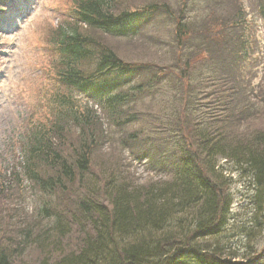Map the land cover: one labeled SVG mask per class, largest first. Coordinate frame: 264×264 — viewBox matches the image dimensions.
Instances as JSON below:
<instances>
[{"label":"trees","instance_id":"trees-1","mask_svg":"<svg viewBox=\"0 0 264 264\" xmlns=\"http://www.w3.org/2000/svg\"><path fill=\"white\" fill-rule=\"evenodd\" d=\"M193 1L184 0L175 13L167 4H147L144 22L122 0H72L71 15L50 30L44 44L56 54L53 74L65 90L53 96L48 125L23 132L15 179L43 197L63 198L40 210L52 225L33 242L38 256L28 264H264V246L254 254L264 232V90L247 85L250 14L242 0H210L212 8L199 4L198 15ZM250 2L264 29V0ZM159 14L173 25L171 65L126 64L106 43L133 39L134 21L142 18L141 27ZM208 88L212 107L206 110L200 96ZM165 100L168 114L137 112L139 104ZM99 108L118 128L149 119L157 133H167L149 147L151 129L139 127L124 142L138 149L140 160L153 153L175 158L171 180L135 188L111 175L103 196L90 191L103 126ZM73 131H79L77 144L66 152L65 135ZM231 171L246 180L249 196L242 202L231 193ZM243 213L248 219L238 222ZM2 232L0 264H16L25 252ZM25 234L27 245L32 236Z\"/></svg>","mask_w":264,"mask_h":264},{"label":"rangeland","instance_id":"rangeland-1","mask_svg":"<svg viewBox=\"0 0 264 264\" xmlns=\"http://www.w3.org/2000/svg\"><path fill=\"white\" fill-rule=\"evenodd\" d=\"M6 1L8 2L6 4L8 10L5 12L3 21L0 20V222L5 223L4 229H0V233L3 231L6 239L8 236L12 238L10 245L13 247L18 245L23 253L25 252L19 259L16 258V264H28L34 262L38 256L36 245L33 242L39 237L40 232L47 233L49 231L47 228L52 225L51 220L43 219L44 214L40 210L45 207V202L46 207H49V202L52 207H58L59 199L63 198V194L57 193L49 198L43 197L40 193L30 189V185L21 184V182L19 184L15 179V175L21 174L22 134L31 124L38 126L43 123L48 125L52 118L53 96L56 92L65 90L53 74L52 67L56 54L52 48L44 43L49 39L50 30L60 26L65 18L71 15L73 3L72 0ZM122 1L125 7L133 11L138 10L140 13L144 12V6L150 3L167 4L175 13L181 9L184 3V0ZM199 1H193L195 5H192L198 9V15L200 13L199 4L201 7L208 4L212 8L213 2L210 0ZM242 1L246 4L247 12L250 14L249 23L254 34L252 38L254 51L246 69L247 71L251 70L252 78L247 85H254L256 90L260 88L261 93V90H264L263 24L254 16L253 7L249 5L250 0ZM192 14L196 15L195 10ZM147 19L148 17H145L144 22ZM146 24H143L140 29L136 26L138 35L133 39L110 38L106 40V43L126 64L171 65L174 62V53L170 50L173 37L171 20L169 17L159 14ZM209 91L210 88L204 90L200 96V104L206 110L212 107V102L207 98ZM79 100L84 105L86 99L80 98ZM254 101L256 100L254 99ZM169 104L168 100L156 103L154 106L149 105V103L145 107L139 104L137 112L149 111L153 116L168 114L165 108ZM97 111L103 126L98 129L101 143L95 149L91 175L88 178L90 191L95 189L103 196L104 191H106V184L112 178L111 175H118L121 182L135 188L171 180L168 178L169 161L174 162L175 158L169 160L166 156L161 157L159 154L153 153L154 155L151 157L140 160L139 156L142 155L138 149L127 148L126 142H124L128 133L137 130L139 127L145 130L151 129V134L148 137L151 141H146V145L149 147L153 138H166L168 137L167 133H157L149 119L141 126L134 124L121 129L110 122L106 111L101 108ZM254 120L239 125L235 128L236 131L240 133L245 125H249V122ZM78 137L79 131L65 135L63 147L66 152L75 148ZM146 145L144 144V146ZM147 149L149 148H142L143 151ZM227 168L232 169L229 165ZM229 173H231L230 178H232L231 193L235 201L245 200V197L249 196V191L245 189L246 180L237 172L231 171ZM103 198L102 201H104ZM243 214L244 217H240L238 222L248 219V214ZM24 233H30L32 236H30L31 239L27 245L24 242ZM262 236L263 238L254 254L259 253L264 246V232ZM234 240L238 242L239 238ZM1 242L6 247L8 246L7 241ZM10 245L8 247L12 248Z\"/></svg>","mask_w":264,"mask_h":264}]
</instances>
